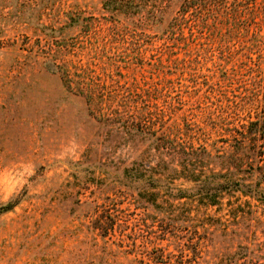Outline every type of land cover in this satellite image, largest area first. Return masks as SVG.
<instances>
[{
    "label": "rangeland",
    "instance_id": "1",
    "mask_svg": "<svg viewBox=\"0 0 264 264\" xmlns=\"http://www.w3.org/2000/svg\"><path fill=\"white\" fill-rule=\"evenodd\" d=\"M108 1L0 0V264H264L253 201L244 223L225 201L162 222L89 177L154 162L130 128L213 150L264 111V0Z\"/></svg>",
    "mask_w": 264,
    "mask_h": 264
},
{
    "label": "trees",
    "instance_id": "2",
    "mask_svg": "<svg viewBox=\"0 0 264 264\" xmlns=\"http://www.w3.org/2000/svg\"><path fill=\"white\" fill-rule=\"evenodd\" d=\"M243 1L231 0L228 5H221V2L205 0L198 4V8L216 12L221 9L229 10L230 5H233L238 10L239 3ZM114 2L115 0L105 2V6L112 8ZM195 5L194 2H185L180 4V8L195 9ZM230 14L234 15L235 11ZM129 131L132 137L141 140L147 152H152L154 162L140 157L122 165L114 161L98 162L95 168L101 170L105 175L104 179L89 177L96 184L107 180L124 189L133 198L137 208L151 211L155 218L161 217L159 219L163 222L164 215L172 217L175 213L182 212L184 207L188 211L194 203L208 208L220 207L225 201L232 212L231 223H244L246 219H253L250 201L264 208V111L255 120L249 121L244 130L237 131V136L223 138L221 142L224 146L213 150L186 145L157 130L130 128ZM183 184L188 186L181 187ZM235 196H243L248 200L234 205L231 198ZM14 203L9 200L2 204L0 214L10 210ZM245 205L247 209L244 208ZM238 211L241 214L237 215ZM215 221L218 224L219 220ZM216 223L212 224V232H218L219 239H226V247L230 248L233 241L227 238L234 236L235 231L220 230ZM96 229L104 237L107 228L99 226ZM227 248L223 253H227ZM232 255L241 254L237 250Z\"/></svg>",
    "mask_w": 264,
    "mask_h": 264
}]
</instances>
